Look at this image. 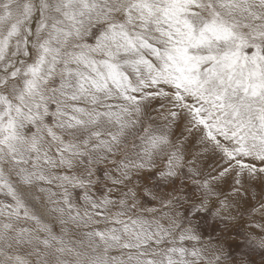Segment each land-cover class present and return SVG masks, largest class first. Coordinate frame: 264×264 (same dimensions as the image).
Listing matches in <instances>:
<instances>
[{
  "label": "snow or ice",
  "instance_id": "1",
  "mask_svg": "<svg viewBox=\"0 0 264 264\" xmlns=\"http://www.w3.org/2000/svg\"><path fill=\"white\" fill-rule=\"evenodd\" d=\"M0 264H264V0H0Z\"/></svg>",
  "mask_w": 264,
  "mask_h": 264
}]
</instances>
